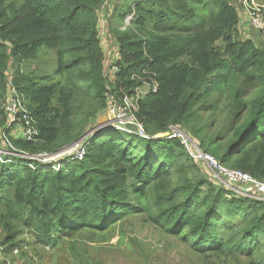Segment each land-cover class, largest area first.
Listing matches in <instances>:
<instances>
[{
	"label": "trees",
	"instance_id": "obj_1",
	"mask_svg": "<svg viewBox=\"0 0 264 264\" xmlns=\"http://www.w3.org/2000/svg\"><path fill=\"white\" fill-rule=\"evenodd\" d=\"M108 2L0 0V143L17 153L0 160L6 250L25 242L24 231L55 245L144 213L207 264L213 257L264 264V201L207 178L177 140L107 138L119 131L104 130L87 141L81 161L65 157L52 169L20 156L73 147L105 111L107 90L132 97L155 81L157 92L135 114L147 136L180 127L221 165L264 183V40L237 39L239 14L229 0H115L113 21L124 28L112 33L108 63L99 24ZM43 52L55 53L54 70L24 75L22 64ZM10 82L39 130L32 142L7 128ZM89 99L77 130L73 120Z\"/></svg>",
	"mask_w": 264,
	"mask_h": 264
},
{
	"label": "rangeland",
	"instance_id": "obj_2",
	"mask_svg": "<svg viewBox=\"0 0 264 264\" xmlns=\"http://www.w3.org/2000/svg\"><path fill=\"white\" fill-rule=\"evenodd\" d=\"M114 1L109 0L107 5L99 12L101 47L105 52V59L108 63H112L116 55L115 39L112 33L121 26V22L113 21L115 17V15H112L114 13ZM229 1L239 14V23L236 25L237 39H251L258 44L262 43L264 35L259 34L250 27L249 17L245 14V6L248 7L253 4L261 8V12L264 14V0ZM217 45L220 47L225 46L223 42H218ZM55 60L54 52H43L35 61L22 64L20 71L24 75L34 78L37 74L33 76L32 74L37 73L39 70L53 71ZM143 93L146 95L148 90L143 91ZM90 99L78 110L77 115L79 118L73 120L76 123L74 127L77 130L87 114L88 102L92 101ZM76 105L81 106L82 104L76 101ZM0 107L2 108V105ZM108 115L109 111L107 112L106 107L105 111L93 121V129L89 131L90 126L85 127V132H89L82 137L103 125L107 121ZM205 116L208 117L209 114ZM206 133L212 134L213 132L206 131ZM82 137L75 144L82 142ZM105 137L123 138L125 134L107 132ZM68 146L65 145L53 153H58L56 155L61 156V159H63L65 158L64 155L71 150ZM53 157H55V154L50 156V161H54ZM50 158L47 157V161ZM40 159L46 161L45 158ZM1 160L3 161V159ZM198 165L202 166V171L207 178H212L211 171L206 166ZM221 185L225 187L224 184ZM4 237L5 231L0 225V264H207L208 262L202 256L195 255L188 244L180 237L166 233L162 228L153 224L144 213L128 215L103 232L81 231L74 238L59 240L55 245L43 246L36 244L34 235L24 231L19 239L25 242L21 243L20 247L13 246L14 249L10 252L6 250ZM211 261L212 264H221V261L215 257ZM239 262L245 264L248 260L241 259ZM225 264L236 263L227 260Z\"/></svg>",
	"mask_w": 264,
	"mask_h": 264
},
{
	"label": "built area",
	"instance_id": "obj_3",
	"mask_svg": "<svg viewBox=\"0 0 264 264\" xmlns=\"http://www.w3.org/2000/svg\"><path fill=\"white\" fill-rule=\"evenodd\" d=\"M250 4V3H249ZM245 14L249 17L250 27L258 33L264 35V14L261 12V8L254 6H245ZM116 67H112L111 71L115 72ZM145 90L148 93H156L158 90L157 83L152 81L151 83H144ZM142 87L135 89L132 97L121 91L114 89L107 90L105 92V99L107 103V112L109 111L107 121L101 125L106 126L113 131L124 132L130 135L138 137L149 138L152 140H177L179 145L183 148L194 161L198 164L206 166L211 172L213 179L219 181L225 185V188L234 191L239 195H244L252 198L264 201V183L257 181L247 173L239 170L229 169L221 165L213 156L205 153L198 143L194 141L188 133L177 126H169L167 131L161 134H157L153 137L146 135L143 125L136 119L135 114L139 110V101L146 95ZM8 93L4 100L5 111L8 114L7 128L16 126L19 135L27 142H32L39 136V130L32 120L30 113L26 110L22 99L19 97L16 88L9 83L7 89ZM87 139L82 140L79 144H75L71 147V150L67 152L65 157H70V160L81 161L84 156V149L87 145ZM14 147L7 143L0 145V160L4 155H16L14 153ZM23 158L38 160L42 164H50L53 169L55 163L61 160V156L55 155L54 161H50L51 158L48 155L42 154L37 157H30L28 155H20ZM50 158L47 161L46 158ZM40 158H45L41 160ZM65 159V158H63Z\"/></svg>",
	"mask_w": 264,
	"mask_h": 264
},
{
	"label": "water",
	"instance_id": "obj_4",
	"mask_svg": "<svg viewBox=\"0 0 264 264\" xmlns=\"http://www.w3.org/2000/svg\"><path fill=\"white\" fill-rule=\"evenodd\" d=\"M108 129L109 128L106 127V126H100V127H97L96 129H94L91 134H95V133H98L99 131L101 132V131L108 130ZM86 136L87 135H85L84 137H82L81 140H84L86 138Z\"/></svg>",
	"mask_w": 264,
	"mask_h": 264
},
{
	"label": "clouds",
	"instance_id": "obj_5",
	"mask_svg": "<svg viewBox=\"0 0 264 264\" xmlns=\"http://www.w3.org/2000/svg\"><path fill=\"white\" fill-rule=\"evenodd\" d=\"M101 132H102V131H101ZM101 132L99 131L98 133H95V134H91V133H89V134L86 136L85 139L91 141V140L93 139V137L97 136V135L100 134ZM85 139H84V140H85Z\"/></svg>",
	"mask_w": 264,
	"mask_h": 264
}]
</instances>
